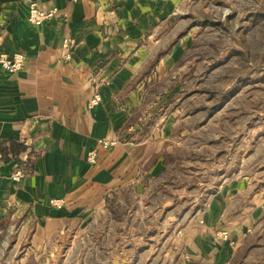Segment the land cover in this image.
Masks as SVG:
<instances>
[{
  "label": "crops",
  "instance_id": "1",
  "mask_svg": "<svg viewBox=\"0 0 264 264\" xmlns=\"http://www.w3.org/2000/svg\"><path fill=\"white\" fill-rule=\"evenodd\" d=\"M33 2L46 11L56 9L55 19L31 26L27 16ZM176 5L167 0H0V53L25 58L18 73L0 68V223L22 225L31 248L63 249L87 240L85 247H109L101 256L111 260L141 250L147 254L152 231L160 236L167 207L149 204L160 195L143 194L140 187L127 192L151 178L156 139L135 126L151 103L142 72L150 59L155 61L158 48L148 40L160 34L167 6L175 10ZM67 38L76 40L69 49ZM95 94L103 103L90 111ZM101 138L117 146L89 166L87 153ZM52 201L64 204L54 208Z\"/></svg>",
  "mask_w": 264,
  "mask_h": 264
},
{
  "label": "rangeland",
  "instance_id": "2",
  "mask_svg": "<svg viewBox=\"0 0 264 264\" xmlns=\"http://www.w3.org/2000/svg\"><path fill=\"white\" fill-rule=\"evenodd\" d=\"M167 1L177 5L148 40L158 47L142 72L151 103L135 125L156 139L151 178L127 192L160 195L149 200L167 207L160 236L152 231L147 254L107 260L109 247L87 240L31 248L24 227L3 220L0 264H264V0ZM94 96L90 111L103 103ZM99 140L114 142L96 140L87 155L98 148L97 161L117 146Z\"/></svg>",
  "mask_w": 264,
  "mask_h": 264
},
{
  "label": "built area",
  "instance_id": "3",
  "mask_svg": "<svg viewBox=\"0 0 264 264\" xmlns=\"http://www.w3.org/2000/svg\"><path fill=\"white\" fill-rule=\"evenodd\" d=\"M57 15V10H50L46 11L40 7V4L38 2L31 3L29 9H28V22L30 25L35 27H41L44 25H47L50 23ZM69 44V42H68ZM68 46V45H67ZM68 49V48H67ZM70 58V55L67 56V59ZM24 62L23 56L16 57L13 61L8 60L7 56L5 54L0 56V65L8 70L10 73H16L22 69V65ZM101 102L100 96H94L90 101L89 105L91 108H94ZM98 146H103L105 148H109L114 146L116 143L114 142H108L99 140ZM97 156H98V148L92 150L87 156H86V162L89 165H96L97 164ZM19 175H16L19 178ZM58 203H63L62 201L52 202L53 205H57Z\"/></svg>",
  "mask_w": 264,
  "mask_h": 264
},
{
  "label": "bare ground",
  "instance_id": "4",
  "mask_svg": "<svg viewBox=\"0 0 264 264\" xmlns=\"http://www.w3.org/2000/svg\"><path fill=\"white\" fill-rule=\"evenodd\" d=\"M91 100V99H90ZM89 103V102H88ZM97 165V164H96ZM52 202H57V201H52Z\"/></svg>",
  "mask_w": 264,
  "mask_h": 264
}]
</instances>
